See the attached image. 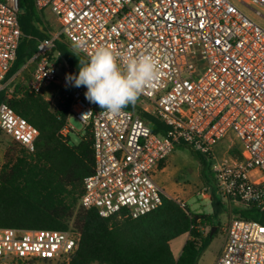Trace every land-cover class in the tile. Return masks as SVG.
<instances>
[{"label":"built area","instance_id":"obj_1","mask_svg":"<svg viewBox=\"0 0 264 264\" xmlns=\"http://www.w3.org/2000/svg\"><path fill=\"white\" fill-rule=\"evenodd\" d=\"M34 5L54 16L73 48L83 41L77 53L84 59L106 45L125 55L152 52L163 65L160 80L137 103L167 126L160 134L125 109L107 114L85 98V86L62 80L58 106L68 105L69 114L60 134L75 132L70 119L92 134L94 167L83 180L79 207L103 218L137 219L154 211L167 196L152 174L176 147L186 146L210 162L217 195L264 215V28L238 6L264 17V0H34ZM19 14L18 0H0V92L23 36ZM58 35L38 41L24 64L33 65L28 92L42 94L59 81L50 55ZM0 130L27 153L34 151L38 130L6 103H0ZM227 136L230 145L217 157L214 146ZM234 145L238 154L231 155ZM255 172L260 177L252 181ZM206 193L204 188L199 194ZM224 232L213 264H264V222L237 216ZM78 241L73 230L0 228V260L66 263Z\"/></svg>","mask_w":264,"mask_h":264},{"label":"trees","instance_id":"obj_2","mask_svg":"<svg viewBox=\"0 0 264 264\" xmlns=\"http://www.w3.org/2000/svg\"><path fill=\"white\" fill-rule=\"evenodd\" d=\"M18 4L23 36L5 82L33 56L38 41L52 32L34 0H18ZM54 53L79 72L82 56L59 41L50 55ZM0 103H6L39 132L32 153L15 143L17 147L7 149L5 157L9 159L0 166V228L77 232V249L65 264H198L217 231L221 205L214 196L212 214H193L176 200L163 198L157 209L137 219L100 217L97 211L78 206L83 180L94 167L90 127L76 144L69 143V138L60 134L67 122L68 105L53 109L41 94L28 92L25 84L14 85L12 91L4 88ZM137 103L138 99L124 109L139 115L154 134L165 133L167 126L142 112ZM235 151L238 154L237 149L230 154ZM195 154L203 171L208 169L207 159ZM236 215L264 222V215L253 205L237 210ZM204 227L210 228L205 236ZM182 235L188 239L175 258L170 242Z\"/></svg>","mask_w":264,"mask_h":264},{"label":"rangeland","instance_id":"obj_3","mask_svg":"<svg viewBox=\"0 0 264 264\" xmlns=\"http://www.w3.org/2000/svg\"><path fill=\"white\" fill-rule=\"evenodd\" d=\"M240 10L253 20L256 24L264 28V17L256 15L250 8L243 5H238ZM44 18L48 22L53 33H59L58 41L66 44L75 54L79 55L73 46L66 40V38L60 33L59 23L56 21L54 16L50 14H44ZM53 59L58 67L59 79H68L70 75H78L77 70L66 65V63L59 57L58 53L53 54ZM14 77V76H12ZM10 78L6 84L5 88L9 91L13 90L15 84H25V77L19 75L14 78ZM23 77V78H22ZM138 106V105H137ZM140 109V108H139ZM70 125L75 129V132L68 135L69 143L76 144L78 140L84 135L85 130L88 128H83L77 121L70 119ZM233 141V140H232ZM231 142V136H227L222 139L214 146V151L217 157H221L227 145ZM17 147L10 137L5 135L0 130V166H2L9 157H5L7 149ZM234 149L236 146L234 145ZM235 155L237 151L234 152ZM209 168L203 171L202 164L197 158L195 152L186 146H178L170 159L166 162L164 167L155 170L152 174V179L164 192L172 199L179 202L181 205L186 206L189 211L193 214L205 213L212 214L213 207L211 204V197L214 196L219 205H221V213L217 216V231L210 239L208 246L204 252L200 255L198 264H209L213 261L215 257L223 249L226 241V233L224 229L231 219L237 217L236 211L239 209L237 206L228 203L227 200L216 194L214 189V173ZM260 177L258 172L252 173L250 178L252 181L257 180ZM207 188V193L205 197H202L199 193ZM79 206V205H78ZM215 231V229H214ZM210 232L209 227L203 228V236ZM188 239V235H182L170 242L171 251L175 258H178L183 245ZM0 264H65L63 259L51 260L46 262H30L21 263L16 261H11L9 259L0 260Z\"/></svg>","mask_w":264,"mask_h":264},{"label":"clouds","instance_id":"obj_4","mask_svg":"<svg viewBox=\"0 0 264 264\" xmlns=\"http://www.w3.org/2000/svg\"><path fill=\"white\" fill-rule=\"evenodd\" d=\"M83 41H75L74 49L81 51ZM163 74V65L158 55L140 52L127 55L101 45L95 48L88 59L79 60L78 75H70L75 87L85 86V98L99 105L112 116L119 115L147 88L158 82Z\"/></svg>","mask_w":264,"mask_h":264},{"label":"crops","instance_id":"obj_5","mask_svg":"<svg viewBox=\"0 0 264 264\" xmlns=\"http://www.w3.org/2000/svg\"><path fill=\"white\" fill-rule=\"evenodd\" d=\"M43 15L44 14H50V15H52L49 11H43V12H41ZM32 71H33V65L32 64H28V65H23L22 66V68L19 70V72H17L15 75H14V77H17V76H19V75H22V76H24L25 77V82L27 83L28 82V80L30 79V77H31V73H32ZM14 77H12V78H14ZM23 78V77H22ZM61 82H62V80L61 79H59V81L56 83V84H53V85H51V86H49V87H47L43 92H42V96L44 97V99L46 100V101H48L49 102V104H50V106H51V108H53V109H55L57 106H58V92H59V90H60V87H61ZM26 83H25V85H26ZM16 85V84H15ZM230 145V144H229ZM229 145H227V147H229ZM177 148V147H176ZM175 148V149H176ZM174 152V151H173ZM173 154V153H172ZM171 154V155H172ZM171 155L164 161V162H162L158 167H159V169H161L162 167H164V165L166 164V162L170 159V157H171ZM159 169H157V170H159ZM154 180H155V177H154ZM155 182V181H154ZM163 192H164V190H163ZM165 193V192H164ZM165 195L167 196V198H169V199H172V198H170L166 193H165ZM174 200V199H173ZM239 210V209H238ZM220 254H221V252H220ZM220 254H218L217 255V257H215L214 259H213V261L211 262V263H209V264H213L216 260H217V258L220 256Z\"/></svg>","mask_w":264,"mask_h":264},{"label":"water","instance_id":"obj_6","mask_svg":"<svg viewBox=\"0 0 264 264\" xmlns=\"http://www.w3.org/2000/svg\"><path fill=\"white\" fill-rule=\"evenodd\" d=\"M213 231H214V230H213ZM213 231L211 232V235H212Z\"/></svg>","mask_w":264,"mask_h":264}]
</instances>
